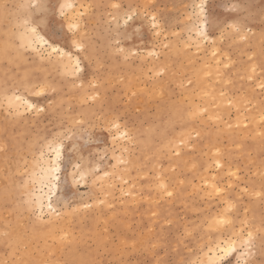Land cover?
Returning a JSON list of instances; mask_svg holds the SVG:
<instances>
[{
	"label": "rangeland",
	"instance_id": "obj_1",
	"mask_svg": "<svg viewBox=\"0 0 264 264\" xmlns=\"http://www.w3.org/2000/svg\"><path fill=\"white\" fill-rule=\"evenodd\" d=\"M25 2L27 0H0V36L15 25L16 9L13 6ZM110 2L114 0H76V3L85 5ZM119 2L124 5H148V11L155 12L163 22V35L154 38L146 22L138 34L129 28L131 38L124 40L122 46L139 51L143 57L130 58L128 62H124L122 57L117 58L107 47L102 26L94 33L90 31V35L98 40V43H94V49L108 71L105 73L102 70L100 73V82L105 86L100 89L99 99L92 106L99 119L95 121L96 127L88 128L94 139L82 155L85 157V164L89 159L93 160V167L97 161H101L100 173L95 185L89 178L87 185L82 184L78 191L70 184L62 188L65 202L58 206L61 215L55 229L44 228L33 232L29 215H20L18 212V202L21 199L19 186L26 179L22 175L24 159L31 160L27 145L38 135L60 130L62 122L65 128L72 127L75 120L84 118L80 115L81 112L90 111L89 104L92 102H82L85 99L83 91L62 87L59 83L61 77L55 69L45 71L30 65L17 67L5 63L0 57V81H3L6 74L9 77H22L25 71H29L55 81L57 88L56 92L49 91L45 96L30 98L34 104L44 108L38 115L30 113L26 120L6 122L4 114L0 113V146H7V151L0 150V232L5 230L6 222L11 223L13 229L9 230L14 231V235L28 246V258L48 261L50 264H79L81 260L92 261L94 264H145L153 261L152 252L142 251L139 245L136 249L131 248V241L135 238L141 241H162L166 247L155 249L162 259L177 262L189 256L195 259L193 253L199 247L200 237L196 232L185 237V226L193 222L199 223L201 212L213 207L216 201L213 200L210 205L200 187L201 177L208 173H204L202 169L193 171L192 163L197 162L199 167V164L207 161L209 157L203 153L211 145L219 147L226 157L231 153L230 166L233 171L238 170L241 178L239 181L232 178L234 186L239 184L233 196L241 201L243 207L248 208V219L255 217L258 221L260 214L264 212V205L256 199L250 200L242 192L246 184L251 186L252 181L258 187L259 177L256 173L264 171L261 168V162L264 161V139L260 136L264 132V125L259 121V106L264 95H261L258 88L253 91L255 85L240 78L237 74L238 63L228 69L223 64L219 65L218 76L217 65L211 58L210 50L207 54L203 51L196 53L195 49L191 52L182 51L184 45L181 37L187 39L185 25L191 5L199 3V0ZM225 2L226 0H207L210 12L220 19L237 15L226 11ZM231 2L250 5L247 11L240 14L250 15L249 26L259 36L264 29V0ZM4 4L9 5L12 13L9 20L4 18ZM93 11H96L97 18L101 12L107 18L105 10ZM142 20L143 18L137 20L135 25L140 27ZM94 25L95 21L89 22L90 29ZM161 43L173 45L161 61L167 64L168 72L162 79L150 78L149 69L160 62L148 58L147 52L154 45L158 51L164 52L159 47ZM229 56L233 60L240 59L239 51L225 43L223 52L216 59L227 62ZM95 69L96 66L93 65L85 73L86 83L94 79ZM209 72L211 76L208 75ZM189 80L192 81L191 87L188 86ZM221 92L224 93L223 97ZM91 94L89 91L88 95ZM229 100L233 107H229ZM249 100L251 103L247 104ZM197 106L208 110L202 122L187 118V111ZM101 108L103 113L109 114L108 119H111L110 114L113 112L119 114V122L126 125L122 131L126 130L131 134V142L113 140L102 118ZM209 116L214 119L209 120ZM88 132L83 133L84 139H87ZM197 132L200 133L199 138L196 136ZM79 135L80 132L77 133ZM181 140L187 141V146L180 145ZM169 145L183 153L180 157L183 167L175 173L171 168L175 166L177 158L168 152ZM120 156H123L126 164H120L115 159ZM161 169L167 170L166 175L173 178L177 190L184 188L183 194L171 201L162 199L154 189L152 174ZM215 172L213 170L212 174ZM6 175L8 180H5ZM219 178L223 179L224 185L229 183L224 172L219 173ZM179 179L185 180V184L179 185ZM99 200H107L112 207L99 206ZM81 201L96 206L85 211ZM76 208L81 211L73 213ZM166 219L172 223H166ZM125 238L129 241L126 251L120 243ZM6 250L3 238L0 237V259L4 257ZM21 255H24L23 248Z\"/></svg>",
	"mask_w": 264,
	"mask_h": 264
},
{
	"label": "snow or ice",
	"instance_id": "obj_2",
	"mask_svg": "<svg viewBox=\"0 0 264 264\" xmlns=\"http://www.w3.org/2000/svg\"><path fill=\"white\" fill-rule=\"evenodd\" d=\"M13 7L16 9L15 25L11 30L6 29L0 36V57L4 62L17 67L30 65L32 68L45 71L49 68L55 69L61 77L59 83L62 87L83 91L85 99L82 102H92L89 104L90 111L81 112L80 115L84 118L75 120L72 127L65 128L62 122L60 130L38 135L27 145L31 160L24 159L22 175L26 179L22 180L19 186L21 199L18 202V212L20 215L24 213L29 215L33 232L44 228L51 230L58 227L61 215L58 206L65 202L62 188L70 184L78 191L82 184L87 185L89 178L95 185L100 173L101 161H97L96 166L93 167V160L89 159L85 164V157L82 155L94 139L91 132H88V128L96 127L95 121L99 119L96 111L92 110V106L99 99L100 89L105 86L100 82V73L102 70L105 73L108 71L94 49V43H98V40L90 35V31L94 33L102 26V34L112 54L128 62L130 58L143 57L139 51L122 46L124 40L131 38L129 28L138 34L146 22L152 36L159 38L163 35V22L155 12L148 11V5H124L119 0L97 5L78 4L76 0H27ZM224 7L226 11L237 13V15L220 19L210 12L207 0H199V3L194 2L191 5V12L185 25L187 39L181 37L184 45L182 51L191 52L195 49L196 53L203 51L207 54L210 50L211 58L217 65L218 76L219 65L223 64L224 68L228 69L238 63L237 74L240 78L251 82L255 85L253 91L258 88L261 95H264V29L257 36L249 26L250 15L240 14L247 11L250 5L226 0ZM2 8L4 18L11 19L9 5L4 4ZM94 9L105 10L107 18L104 12H101L97 18ZM141 18H143L141 26L137 27L135 22ZM90 21H95L91 29ZM173 35L179 34L173 33ZM225 43L239 51L240 59L233 60L230 56L227 62L224 59H216L223 52ZM159 47L164 52L158 51L156 45L147 52L148 58L160 62L156 67L149 69L150 78L162 79L168 72L167 64L161 61L173 45L161 43ZM93 65L96 66L93 73L94 79L86 83L85 73ZM208 75L211 76V73L209 72ZM188 86H192L191 80L188 81ZM56 90L55 81L42 77L37 72L25 71L22 77L19 75L9 77L6 74L3 81H0V113L4 114L6 122L26 120L30 113L38 115L44 111V108L32 103L30 98L42 97L47 92H56ZM89 91L91 95H88ZM221 96H224L223 92ZM250 103V100L247 101V104ZM228 104L229 107L234 106L231 100ZM100 112L107 124V131L114 141L131 142L133 140L128 131H122L126 125H121L118 113H111V119H108L109 114L103 113V108ZM207 113V108L197 106L187 111V118L203 120ZM212 119L214 118L209 116V120ZM215 119L219 120V117ZM259 121L261 125H264V100L259 106ZM245 127L247 128L248 125ZM78 132H80L79 136H77ZM84 132H88L87 139L83 137ZM196 136L199 138L200 133L197 132ZM260 136L264 139V132H261ZM180 145L187 146V141L181 140ZM0 150L7 151V146H0ZM168 152L177 158L175 166L171 168V171L175 173L183 167V162L180 160L183 153L170 145ZM89 155L92 154L89 153ZM203 155L208 156L209 159L199 164V167L197 162H193L192 170L202 169L204 173H208L201 177L200 187L205 193L207 202L211 205L215 200L216 204L201 212L199 223L193 222L185 226L183 233L185 237L192 236L193 232L200 237L199 247L193 253L196 258L192 259L189 256L179 262L162 259L155 249L166 247V245L158 239L154 242L152 239L141 241L133 238L131 248L136 249L139 245L142 251L152 252L153 261L145 262V264H264V212L260 214L258 221L255 217L249 220L248 208L243 207L241 201L233 196L239 184L236 183L234 186L232 178L235 177L236 181L241 178L238 170L233 171L230 166L231 153H228L226 157L219 147L211 145ZM115 159L120 164H126L123 156L115 157ZM226 165H228L227 168ZM261 168H264V161L261 162ZM213 170H216L215 174H212ZM166 171L164 169L154 171L151 179L160 197L171 201L182 195L184 188L177 190L173 178L167 176ZM220 172L225 173L229 180L228 184L224 185L223 179H218ZM107 175L105 171V176ZM256 175L259 177V186L257 187L255 181H252L251 186L246 184L242 192L250 200L256 199L264 205V171H259ZM8 179L6 175L5 180ZM124 182L128 183V181ZM177 182L179 185L185 184L183 179ZM5 193L7 199V184ZM127 194L131 195V193ZM81 203L85 211L96 206L84 201ZM98 203L101 207L105 205L112 207L107 200H99ZM242 207L243 218H241ZM79 211H81L80 208L73 209V213ZM153 215L155 216L156 213ZM165 222L172 223L168 219ZM4 229L0 232V237L3 238L7 250L4 257L0 259V264H50L48 261L28 258L30 256L28 246L14 235V231L9 230L13 229L11 223L6 222ZM113 243L116 244L115 241ZM120 243L126 251L129 247L128 239L125 238ZM22 248L24 255H21ZM79 264H94V262L81 260Z\"/></svg>",
	"mask_w": 264,
	"mask_h": 264
},
{
	"label": "bare ground",
	"instance_id": "obj_3",
	"mask_svg": "<svg viewBox=\"0 0 264 264\" xmlns=\"http://www.w3.org/2000/svg\"><path fill=\"white\" fill-rule=\"evenodd\" d=\"M32 103H34V102L32 101ZM209 108L211 109V107H209ZM217 109H218V108H217ZM222 110H223V109H222ZM21 111H23V109H21ZM210 111H211V110H210ZM215 111H216V110H215ZM215 111H214V112H215ZM253 112H254V111H253ZM211 113H212V111H211ZM211 115H212V114H211ZM213 116H215V115L213 114ZM200 121L202 122V120H200ZM207 123H208V121H207ZM193 126H194V123H193ZM211 134H212V133H211ZM212 137H213V136H212ZM189 158H190V157H189ZM187 166H189V165H187ZM170 168H171V167H170ZM170 168H169V169H170ZM193 171H194V170H193Z\"/></svg>",
	"mask_w": 264,
	"mask_h": 264
}]
</instances>
